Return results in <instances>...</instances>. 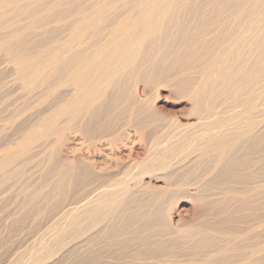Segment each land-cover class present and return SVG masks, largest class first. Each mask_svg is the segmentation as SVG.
I'll return each instance as SVG.
<instances>
[{"label": "rangeland", "instance_id": "374dc122", "mask_svg": "<svg viewBox=\"0 0 264 264\" xmlns=\"http://www.w3.org/2000/svg\"><path fill=\"white\" fill-rule=\"evenodd\" d=\"M49 1V8L52 3L61 4L56 3L58 6L55 8L52 5L53 8L46 12L48 14H34V21L37 16L38 21L47 16L55 18L66 14L70 17L52 23L43 30L33 26L31 19L27 29L17 33V47L34 53L50 49L49 55L44 56L47 59L57 53L59 45L66 47L71 44L70 39L74 36L72 28L75 27L73 21L76 18L74 14L87 5L86 0ZM137 1L122 0L115 4V9L111 7L103 12L101 19L85 30V35L78 37L77 40L82 41L77 44L80 46L78 49L92 45L99 48L106 40L108 26L134 4L144 0ZM224 2H219V5ZM134 8L133 11L138 9ZM180 10L179 13L178 7L172 10L173 15L178 14L179 18L164 27L161 33L165 47L175 48L182 44L180 39L187 36L186 29L198 24L196 12L205 15L212 12L210 6L200 8L199 4ZM214 20L220 24L218 19ZM19 26L18 23L12 29ZM234 26L229 32L236 31ZM218 32L195 37L198 45L194 43L191 51L197 53L196 49L200 45L214 38L219 39L221 34ZM176 34L179 41L173 42ZM144 57L145 53L139 60ZM5 59L0 54V63L6 62ZM172 62L173 57L154 66L148 84L141 79L145 68L132 72L129 80L126 79L129 85L122 90L125 94L122 91V95L115 94L120 97L113 104L110 103L108 115H101L98 120L99 124L108 122L113 134L98 140L92 139L86 132H76L75 129L83 128L88 118L83 120V109L78 114L76 110L70 111L72 108L64 105L70 99V88L64 86L46 93L47 84L38 86L37 81L24 85L11 65H0V264H205L204 260L209 255L213 264H264V248L261 250L264 247V130L259 135L251 133L245 140L241 138L238 144L234 143L236 151L234 149L235 152L229 154L231 157L228 161L232 159V164L228 162L231 166L228 165L224 176L206 175L210 154L197 158L198 167L192 172L189 169L181 171L183 158L188 155L195 158L194 153L189 154L193 150L191 146H196L199 140H208L209 136L199 134L201 128L198 125L176 129L173 116L181 124L197 121L188 95L194 88L193 83L199 78L196 72L199 68L182 70ZM144 86L146 89L142 94L140 91ZM141 96L148 98L146 108H157L162 114L153 111L149 118H146V114L142 115L137 119L135 127V120L129 116L141 106L138 99ZM99 104L101 101L95 102L93 107ZM232 105L226 97L209 105L212 108L209 112H206L204 104H197L196 107L203 111L199 123L221 120V116L225 115L223 113L232 109ZM251 106L248 107L252 110L247 108L249 112H262L260 105L255 109ZM61 108H64L62 115L58 112ZM128 132L137 141L136 147L141 148L142 154L139 155L136 168L134 165L124 174L126 167L133 163L132 159H125L127 150L121 148ZM110 142H114L116 148H112ZM164 147L166 149L162 151ZM56 158L60 159V165L56 164ZM73 159H82L85 165L97 160V167H86L87 172L74 169L70 181L62 171H65L67 161ZM76 174L80 179L73 186ZM107 176L121 179L119 184L114 185L118 186L117 191L122 193L121 198L127 202L119 208L122 213L115 216L118 221L102 233L73 241L70 214L67 218L64 213L78 206L79 197L90 195L103 182H108L102 178ZM195 178L201 180L197 184L198 190L194 186L199 193L194 198L198 197L197 200L188 197L189 193L194 192L192 185H188ZM60 180L63 181L60 183ZM259 184L260 188H257ZM108 191L121 196L116 189ZM108 191H103V194H109ZM163 193L166 194L165 198L161 197ZM103 205L105 207L107 204ZM160 212H163L162 215ZM159 215L161 218L173 217L174 226L183 224L181 234L185 231L198 232L199 237L202 235L203 244L193 248L175 240L167 244L165 250L162 247L166 246L160 245V240L155 241L157 238L150 241L152 238H147V235L158 232L160 228L157 231L156 228L147 229L146 223L149 220L158 221ZM76 243H80L78 248L74 246ZM219 247L225 251H218L222 257H218L217 252V256L212 253V250Z\"/></svg>", "mask_w": 264, "mask_h": 264}, {"label": "bare ground", "instance_id": "6f19581e", "mask_svg": "<svg viewBox=\"0 0 264 264\" xmlns=\"http://www.w3.org/2000/svg\"><path fill=\"white\" fill-rule=\"evenodd\" d=\"M86 1V7L84 6L74 14L76 18L73 21L75 27L72 28L74 36L70 39L71 44L66 47L58 44L60 47L58 46L57 53L47 59L44 56L46 54L49 55L50 49L46 52L34 53L17 47L19 42L17 36L18 31L27 29L31 19H33V21L31 20L33 26L43 30L52 23L67 20L70 15L67 16L64 14V16L57 15L56 17L54 15L53 17L55 18H47L48 16H44L46 18L41 21H38L39 18L37 16L36 21H34V14L39 15L42 12H45L43 14H48L46 12L59 2L52 3L50 5L51 8H49V3H51L49 0H0V54L6 58V62L0 63V65H11L12 69L18 74V77L20 76L24 85L37 81L38 86L47 84L46 93L48 91L58 90L64 86L70 88V99L64 105L72 108L70 111L76 110L78 114H81L83 109L85 112L83 120L86 117L88 118L83 128L79 127L78 130L75 129L76 132H86L92 139L97 138V140L112 136L113 132L110 131V124L108 122L99 124L98 120L101 118V115H108L110 112L109 108H111L109 107L110 103L113 104L112 102L120 97L116 95L118 93L120 94L124 86L129 85L127 80L132 76L131 74L145 68L141 79L144 80L145 84H148L150 79H152L151 74L155 69L154 66L171 57H173V65L178 64L182 70H189L195 67L199 68V71H196L199 74V78L196 80V83H193L194 88L188 95L193 106L191 110L195 112L193 115L197 116V121L191 124H181L180 120L175 116L172 117V121H174L176 129L198 125L201 128V133L199 134H208L207 136L209 138L206 141L199 140L196 146H191L193 150L189 154L194 153L195 158H192L191 155L183 158V163L181 162L180 164V167L183 168H179L181 171L189 169L192 172L195 170V167H198L196 166V161L199 157H203L204 154H210L207 158L209 169L206 171V175L213 176L217 174V177L226 175L228 165L231 166L232 164V159L228 161L229 157H231L229 154L236 151L233 145L237 141L239 142L241 138L246 139L251 133L259 135L264 130V119H262L264 116V0H144L142 3L134 4L123 16L116 18L117 20L108 26L106 40H104L99 48L97 46L93 47L92 45L84 49H78L80 46H77V44L82 42L81 40H77L78 37L85 35L83 32L93 27L101 19L103 12L111 7L115 9V4L122 0ZM222 1L225 2L219 5V2ZM229 1L232 2L228 3ZM197 4H199L200 8L204 5L206 7L210 6L212 9L211 14L205 15V13L196 12V23L198 24L193 28L188 27L186 29L187 36H183L180 39L182 44L175 48L165 47V41H161L163 38L161 33L164 27L170 26V24L179 18L178 14L173 15L172 10L178 7L177 12L179 13L181 11L180 9ZM134 7L138 9L133 11ZM213 14L215 15L212 16ZM214 18L216 20L218 19L220 24L224 25L222 27L218 26L220 24ZM22 22L25 25L22 24L21 26ZM18 23L20 26L12 29L14 26H18ZM233 26L236 28V31L229 32ZM218 29L220 30L219 32ZM217 32L221 34V37L224 36L221 40V37L217 40L214 38L205 45H200L196 49L198 51L197 53L191 51L195 44L198 45V42L196 43L194 40L195 37L212 35ZM178 39L179 36L176 34L173 42L179 41ZM143 53H145V57L139 60V57ZM51 79H53L52 82H50ZM145 89L146 87L144 86L140 92L144 94ZM221 97H226L231 101L233 104L232 109L226 112L223 111L225 115L221 116V120L213 119L208 124L205 122L199 123V121L201 122L199 116L203 111L202 109H198L196 105L204 104L206 112H209L212 110V108H209V105L215 104ZM138 99L141 106L129 116L130 119L135 120V127L137 126V119L142 115L146 114V118H149L153 111L162 114L157 108H146L147 106L145 104L148 102L147 97L141 96ZM100 101L101 104L93 107L95 102ZM248 106H251V108L254 107L253 109L259 106L262 112H258V114L249 112ZM58 112L62 115L61 113L64 112V108H61ZM229 112L232 113L227 115ZM208 117L211 116L208 115ZM230 121L231 123L228 124ZM239 123L243 125H239ZM234 125H237L238 128L236 129L237 126L234 128ZM229 127L230 129H228ZM140 141H138L139 144ZM136 142L129 132L124 136V141L122 143L120 142L121 148L127 150L125 152L127 154L124 155L126 157L125 159L133 160V163L126 167L124 174H127L126 171L134 165L136 168V162L139 159V155L142 154L140 153L141 148L136 147ZM110 143L112 148H116V144H113L114 142ZM117 149H119L118 146ZM165 149L166 147L162 148V151H165ZM211 152H214V154ZM96 162L97 160H94L90 165H85L82 159L67 161L66 169L62 171V174L71 181L74 169H79V171L85 170L87 172L86 167H97L95 166ZM228 162H231V164ZM60 163V159L56 158V164L60 165ZM86 172L85 174H87ZM102 178L108 182H103L90 195L79 197L78 206H75L76 208L74 209L69 207L70 209H67L64 213L66 217L70 214L69 224L72 225V240L75 242L80 241V237L83 238L84 236L85 238L87 236L86 238H88L90 235L102 233L106 228L117 222L118 218L115 216H119L122 213L119 211V208L123 203H127L124 198H121L123 196L122 193L117 191L118 186L114 185L116 183L119 184L121 179H112L109 176ZM79 179L80 177L76 174L73 180L74 182H72L73 186ZM63 180L59 182L61 183ZM199 181L201 180L195 178L192 182L189 181L191 182L190 184L188 183V186L192 185L191 187H193L194 191L191 193L188 192V197L193 198V200H197L198 197L197 199L194 198L199 196L197 195L199 194L197 192V187H199L197 184ZM260 185L257 188H260ZM194 186L197 190L194 189ZM112 189H116V192L121 193V196L114 194ZM153 189L159 188L153 187ZM108 190H111L112 193H109ZM103 191H108L109 194H103ZM161 197L165 198L166 194L163 193ZM103 204L107 205L104 207ZM108 204L110 207L107 208L109 206ZM162 213L160 212L159 214L162 215ZM161 217L158 218V221L153 218L155 221L149 220L146 223L147 229L156 228L155 231H157V228H160L158 232L149 236L147 235V238H152L150 241L157 238L155 241L160 240V245L166 246L162 247L163 249H167V244H171L175 240L193 248L200 247L203 244L202 235L199 237L198 232L185 231L181 234L184 228L183 224L174 226L173 217ZM146 240L148 241V239ZM228 242L227 244L230 243ZM79 244L76 243L74 246L77 247ZM262 248L264 247L262 246L261 250ZM221 249L219 247L217 250L214 249L211 252L213 254L217 252L218 255ZM220 254L218 257L223 256H220ZM217 255L215 253L214 256ZM207 257L210 258V255ZM208 258L204 260L206 262L205 264H209L210 262L213 264L212 257L210 261H208Z\"/></svg>", "mask_w": 264, "mask_h": 264}]
</instances>
